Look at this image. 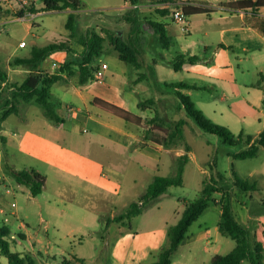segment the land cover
Masks as SVG:
<instances>
[{
    "label": "rangeland",
    "instance_id": "1",
    "mask_svg": "<svg viewBox=\"0 0 264 264\" xmlns=\"http://www.w3.org/2000/svg\"><path fill=\"white\" fill-rule=\"evenodd\" d=\"M152 1L162 0H141L147 5L135 10L141 17L140 20L142 17L143 20L157 19V15L155 16L157 7L148 5ZM197 1L211 4L215 2L214 0ZM80 3V8L74 11L77 25L72 35L66 28L68 14L73 11L71 8L49 10L42 0H36L34 10L26 11L23 16L18 14L20 7L0 12V70L7 73V80L5 82L0 80L2 85L0 116L9 106V101H6L11 100L13 87L21 85L31 73L52 74L58 71L67 54L65 57L64 54L54 57L50 55L51 58L44 59L35 70L28 65L15 62L16 59L29 58L35 48L43 47L50 42L69 41L78 51L82 48L78 38L92 29L102 35L106 53L115 54L109 37L120 34L127 38L130 35L132 22L127 19L128 8L124 6L125 0H80ZM168 6V13L158 17L165 23L166 34L172 39L170 46L164 48V41L160 40L157 34H142L143 39L139 38V40L142 51L140 59L143 60L139 62V67L132 64L127 66L131 71V78L138 77L137 79L148 82L150 86H152L151 80H155L157 76L168 83L187 81L205 86L201 89H191V100L202 111L205 119L214 124L225 125L234 133L235 144H230L219 136L203 130L183 107L181 110L174 89L168 86L162 89L165 98L152 104L157 110L155 116L150 118L154 119V122H144V128L140 129V135L144 136L146 128L157 125L153 134L164 135L161 130L167 133L175 132L178 120L186 119L184 124L180 125L184 129L185 136L183 139L177 137L172 142L177 148L186 150V147H191L193 161L185 166L182 185L170 186L167 193L180 197L185 202L194 201L202 196V188L212 179L216 180L217 190L212 192L204 213L190 226L185 240L174 253L173 259L174 264H209L215 245L221 254L228 253L235 246V241L228 236H224L223 240L216 238V236L221 237L220 232L215 231L221 217L222 205L226 202H230L236 219L249 230L252 245L257 240H261L264 248V150L260 146L257 155L253 157H233L235 153L249 146L248 135L251 136V143L256 142L259 130L263 128L264 119L250 118L253 114L242 102V96H232L229 93L226 97L220 98L224 92L221 83L209 79L215 74L219 77L223 76L222 73H216L215 67L196 62L189 65V73L188 70H175L172 66H168L167 63L173 57L187 49L186 45L201 58L206 54L212 55L213 50L211 47L205 52L201 45L202 30H182L173 20V10L175 7L180 8L181 4L173 2ZM199 17L201 15H190L191 19ZM21 41H25V45H20ZM106 53L99 56L95 64L108 60ZM160 55L165 56L166 65L154 71L153 60L161 59ZM53 61H56L55 67ZM145 63L153 70V73L149 71L150 77L146 78L139 76L146 70L141 68ZM236 68L234 76L239 83L250 84L259 78L254 65H248L246 67L248 71L244 73L240 71L242 67ZM74 72L78 74L76 67ZM231 81H235L234 77ZM50 88V101L56 103L58 84H52ZM241 93L244 94L243 86ZM151 96L148 94L145 98ZM17 105L19 115H10L0 125V234L3 233L2 229L8 230V233L1 237L9 242V251L27 258L25 264H106L112 244L123 230L153 226L168 218L165 207L158 210L156 207L152 208V204L146 207L144 212L130 219L108 222L110 217L121 212L132 202L131 200L137 198L138 192L143 193L146 190L145 184L148 179H143V175L135 174L136 182L129 176L122 187L116 185L120 193L118 200L115 204L109 202L110 209L114 205L117 206L115 213L112 214L110 209H101L98 220H95L98 213L90 207L79 205L72 199L76 197L91 202L95 200L94 195L83 190L84 184L65 179L62 175V171L66 170L62 163L70 159L72 150L82 145L81 141L84 137L95 135L93 130L77 132L73 127L66 125L64 128L73 132V135L58 141L62 150L52 149L37 141L44 150L48 149V156L42 157L30 152L32 149L29 151L24 149L25 145L18 147L20 135L24 129H30L51 137L52 134L58 133L59 128L54 127V130H51L44 124L48 119L34 101L30 104L19 102ZM262 110L264 111L263 108ZM103 141L109 142L105 138ZM177 162L176 159L174 163ZM10 168L34 169L42 173L45 176L42 191L35 196L32 195L28 186L14 180ZM153 171L155 175L172 176L175 173V164L169 166L164 164L160 169ZM247 182L250 185L254 183V189L250 187L246 189ZM241 183L244 185L241 186ZM73 189L78 190L75 195ZM94 220L96 224L93 223ZM171 220L172 223L176 221L174 218ZM30 232L34 235L31 236ZM73 235L75 237L72 238ZM40 236L42 242L39 241ZM80 237H82L81 243L75 239ZM0 260L3 263L7 262L3 250H0ZM240 264H250V262L244 259Z\"/></svg>",
    "mask_w": 264,
    "mask_h": 264
},
{
    "label": "crops",
    "instance_id": "2",
    "mask_svg": "<svg viewBox=\"0 0 264 264\" xmlns=\"http://www.w3.org/2000/svg\"><path fill=\"white\" fill-rule=\"evenodd\" d=\"M214 1L212 4L198 1L215 8V10L209 15L198 14L201 17L197 19H191L188 16V29L186 30H202L203 39L201 40V45L205 52L212 47V55L206 54L201 58L192 52L190 46L186 45L187 49L178 54H183L185 57L196 56L197 59L193 62H184L178 70H188L190 73L189 65L196 62L215 67L216 73H222L223 76L219 77L215 74L210 76L209 79L221 83L224 92H222L220 98L226 97L229 93L232 96H242V102L247 105V108L253 114L250 118L257 117L260 119L262 117L264 119V111L262 110L264 90L262 89V83L259 84L261 75H264V33L261 31L258 23L260 19H264V6L255 15H251L242 10L221 7L220 4L225 0ZM125 2L124 6L129 8L131 6L130 2L127 0ZM173 2L181 4L182 7L183 4L191 2V0H162L148 3V5L157 7L155 11L157 19L149 20L146 18L143 20L142 17L141 22L144 29L142 34H157L154 25H159L160 23L164 24L166 32L165 23L158 16L163 14L160 11L161 9L168 8V5ZM143 5H147V3L140 2L139 8ZM142 34L140 39H143ZM166 40V43L163 44L164 48L169 47L172 42L170 37ZM58 54L66 56L64 50L53 52L50 55L54 57ZM106 54L109 59L101 62L107 63L106 69L103 70L104 78L102 81L91 80L85 84H79L78 74L75 73L67 77L65 82L57 83L58 100L56 102V110L64 121L60 124H54L48 120L44 121V124L51 130H54V127L59 128V134H52L49 137L39 132H33L30 129H24L17 142L18 147L25 145L24 149L27 151L32 149L30 152L46 157L48 156V149L44 150L37 144V141H40L41 145H47L52 149L62 150L58 145V141L73 135V132L64 128L66 125L73 127L77 132L78 130L88 132L92 129L95 135L84 137L81 141L82 145L72 150L70 159L62 163L66 168L65 171H62V175L65 179L76 181L81 185L84 184L83 190L90 195H94L95 200L91 202L76 197L72 199L77 201L79 205L90 207L94 212L98 213L95 216L97 217L95 220H98L99 210L110 209V201L114 204L117 202L120 195L117 187L120 185L122 187L127 177L131 176V179L136 182L135 174L143 175V179H148L147 184H145L146 189L155 176L154 169H160L164 164L168 166L175 164L176 168L177 164L174 161H176L179 155L184 153H187L189 157L185 166L193 161L191 147L186 151L183 148H177L173 142L168 146L157 143L151 137H146L145 134L144 136L140 135V129L144 128L143 123L138 125L128 122L109 111L102 110L91 104L94 98L103 99L145 120L154 117L157 110L152 104L141 108L139 102L152 98L157 103L165 98L164 91L162 90L164 86H167L164 84L165 80L159 76L155 80H151V77L152 86H150L148 82L137 79L138 77L131 78V71L128 69L127 63L121 61L116 53ZM51 56L48 57L51 58ZM159 57L161 59L153 60L154 71L166 65L164 63L165 56L160 55ZM101 63H96L95 66L98 67ZM167 64L171 66L170 61ZM248 65L255 66L259 77L258 80L250 84L237 82L234 76L236 75V67L238 69L242 67L240 71L244 73L248 71L246 68ZM141 68H146V70L139 76H144V78L150 77L149 71L152 72V68L146 65V63ZM232 77H234L235 81H231ZM187 83L195 84L196 88L181 87L178 89L189 96L191 95V89L205 88V86L197 83ZM241 86L244 87V94L241 93ZM148 94L152 96L145 98ZM177 102H179V99ZM30 118L29 116L28 119ZM103 138L109 142H104ZM101 177H105V179H101ZM72 191L74 195L78 192L77 189H73ZM167 191L168 189L152 205V208L156 207L160 210L162 207H165L164 209L168 211V218L153 226L136 230H123L113 242L106 264H150L154 259L150 253L163 245L166 240L168 227L178 221L187 203L185 200H181L180 197L167 193ZM141 193L138 192L136 197L138 198ZM137 198L131 201H135ZM116 207L114 205L110 209L112 214L115 213ZM173 218L176 221L172 223L171 219ZM95 220L93 221L94 224H96ZM217 231H219L218 225L215 232ZM30 233L31 236L34 235L32 232ZM220 236H216L217 240L222 239L225 235H222L220 232ZM29 237L28 234V239ZM73 237L75 236L73 235ZM75 239L81 243L82 237ZM39 241L42 242L41 236L39 237ZM212 251L213 255L219 253L216 245ZM77 257L83 259L81 256ZM171 264H174L173 257Z\"/></svg>",
    "mask_w": 264,
    "mask_h": 264
},
{
    "label": "trees",
    "instance_id": "3",
    "mask_svg": "<svg viewBox=\"0 0 264 264\" xmlns=\"http://www.w3.org/2000/svg\"><path fill=\"white\" fill-rule=\"evenodd\" d=\"M44 6L49 9H63L71 8L73 11L68 14L66 28L70 30V35L75 31L77 21L75 12L80 8V0H42ZM131 6L127 9V19L132 22L131 33L126 38L120 34L116 36L112 35L109 37V42L113 46L115 53L118 58L129 64L139 67L140 61H142V51L140 49L141 40H139L141 34L144 32L140 16L136 14V9L139 8L141 0H127ZM221 7L242 10L251 15H255L257 11L264 6V0H225L220 4ZM35 4L28 7H21L18 14L23 16L26 11H33ZM186 15L190 16L193 14H211L215 8L206 5L203 2L191 1L185 3L181 7ZM8 11V10H6ZM4 11V12H6ZM163 14L168 13L167 8L160 10ZM1 12V10H0ZM261 31L264 33V19L258 21ZM156 33L159 35L160 40L166 43L168 36L165 32L164 24L154 25ZM78 43L81 45V50L77 51L72 47L69 41L50 42L47 45L35 48L32 52L31 57L16 59L15 62L23 63L28 65L31 69H36L39 64L42 63L53 52L64 50L67 54L62 66L58 71L48 73H31L19 86L13 87V94L9 101V106L4 110L0 116L1 123L11 114L19 115V102L30 104L34 101L40 107L42 114L52 123L60 124L63 122V118L58 114L56 110L57 104L50 101L51 97V85L55 83L65 82L67 77L75 74L74 68H77L78 82L79 84H85L88 81L94 79V70L96 69L95 61L102 54L106 53L105 43L102 35L96 30H87L78 38ZM140 59V60H139ZM197 58L196 56L185 57L183 54H177L170 61L171 66L178 70L182 67V64L186 61L193 62ZM0 80H7V73L0 70ZM262 83V89L264 90V75H261L259 84ZM168 87L174 89V94L179 99V107H183L187 114L193 117L198 126L203 130L215 134L230 144H235L234 133L229 127L225 125L214 124L211 121L203 117L202 111L197 108L190 96L182 93L178 88L189 87L196 88L195 84L187 82H165ZM2 85L0 84V99ZM91 104L102 109L109 111L128 122L134 124H142L144 122L151 123L154 119H143L140 116L134 115L127 110L114 105L103 99L94 98ZM154 104V99L149 98L139 102L141 108H145ZM262 106L264 108V97L262 99ZM185 120L180 118L175 125V132L167 133L163 130L161 132L164 135H154L153 132L157 125H152L145 129V136L151 137L153 141L168 146L173 139H183L184 133L180 125L184 124ZM155 126V127H154ZM160 130V129H159ZM2 139L4 137L2 136ZM249 146L243 148L241 151L233 155L234 158H248L257 155L260 146L264 150V128L259 132L256 142L251 143V136L247 137ZM257 143V144H256ZM189 147H186V151ZM189 157L187 153L181 154L177 157V165L175 173L172 176L155 175L149 183L146 190L141 193L137 200L132 201L128 204L121 212L110 217L109 221H121L124 219H130L132 216L142 213L146 207L154 204L161 195L170 186H179L183 183V172L185 164ZM14 180L19 184H24L29 187L32 195H37L42 191L45 183V176L33 169L15 170L10 168ZM215 181L212 179L202 188V196L194 201L187 202L185 208L178 219V221L168 227L166 240L160 248L156 251H152L150 254L154 258L150 264H171L173 254L179 247L181 241L186 237V234L190 226L204 213L208 206V201L211 198L212 192L216 191ZM244 184L241 183V186ZM255 187V184H249L247 182L246 189ZM218 229L222 235L228 236L235 241V246L226 254L215 253L209 264H240L244 259H247L250 264H264L263 263V242L257 240L254 245L250 241L249 230L241 224L235 217L230 202H226L222 205L221 217L218 222ZM3 233L0 234V250L4 251V255L7 258V262L3 263L0 260V264H25L26 257H20L19 254L9 251V242L3 239L8 233L7 229H2ZM30 261V258H28ZM31 262V261H30Z\"/></svg>",
    "mask_w": 264,
    "mask_h": 264
},
{
    "label": "built area",
    "instance_id": "4",
    "mask_svg": "<svg viewBox=\"0 0 264 264\" xmlns=\"http://www.w3.org/2000/svg\"><path fill=\"white\" fill-rule=\"evenodd\" d=\"M36 0H0V10L4 11L6 9H17V8H25L32 4H35ZM173 20L179 24L182 30L188 29V15L185 14L183 9L177 8L173 10L172 13ZM20 45H25V41H21ZM54 67L56 66V61H53ZM107 63L103 62L94 70V79L92 81H102L104 78L103 70L106 69Z\"/></svg>",
    "mask_w": 264,
    "mask_h": 264
}]
</instances>
